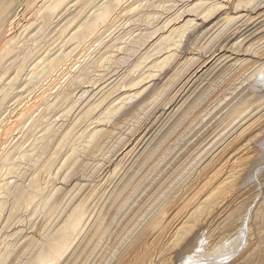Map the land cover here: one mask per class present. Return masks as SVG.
I'll return each mask as SVG.
<instances>
[{
	"label": "rangeland",
	"instance_id": "rangeland-1",
	"mask_svg": "<svg viewBox=\"0 0 264 264\" xmlns=\"http://www.w3.org/2000/svg\"><path fill=\"white\" fill-rule=\"evenodd\" d=\"M24 1L15 0L11 5V13H18L19 22L10 32V51L0 53V139L2 128L30 107L20 125L11 129L7 139L0 140V203H4L0 212V249L15 245V261L28 258L23 257L25 244L28 246L30 240L39 237L46 221L32 214L33 204L25 208L24 200L39 190L41 197L57 193L65 198L64 202L67 200L68 206L73 200L74 205L86 197L93 216L100 213L113 218L107 217L105 221L101 215L102 225H109L108 232L119 233L123 229L124 240L129 241L135 234L131 229L138 230L144 222L142 218L152 209L148 205L154 199L160 201L165 193L181 190L210 155L211 143L217 145L216 149L232 128H225V111H229L239 94L247 91L248 83L244 80L251 71L240 66L264 49V0H254L238 9L236 5L248 0H124L111 14L112 22L100 30V38L80 47L78 35L86 23L118 0H67L49 18L43 17L38 6L20 17ZM227 16L233 20L225 25L222 20ZM187 25L191 28L185 29ZM236 47L237 51L233 50ZM71 50L67 64L70 63L68 68L73 67L64 70L63 74L69 71L63 77L65 82L62 80V85L56 86L58 90L50 91L51 96L37 107L41 104L34 103L39 87L47 82L43 76L46 70L41 68ZM84 54L86 59L75 64V59ZM237 64L239 67H231ZM241 81L245 88L232 92ZM160 91L163 92L156 105L142 113L140 108ZM133 94L138 97L121 103ZM115 107L120 109L117 114L114 112L116 115L112 111ZM260 108L257 111L262 112L264 106ZM95 131L101 132L97 133L102 140H98L102 142L101 149L87 156L85 148ZM73 149L77 170L69 173L67 166L60 170ZM81 160L84 161L77 165ZM263 162L256 168L254 181L249 183L251 193H258L255 203L264 197ZM47 164L49 174L45 173ZM8 170L11 174L6 175ZM126 181L129 182L124 184ZM137 182L142 187L131 192L130 201L121 210L117 208V201L127 191L130 193ZM5 184L6 195L2 191ZM128 185L130 189L126 188ZM132 199L139 205L131 204ZM142 211H146L145 215L137 218ZM135 218L138 225L130 228ZM246 223L244 231L251 227L255 238L253 222Z\"/></svg>",
	"mask_w": 264,
	"mask_h": 264
},
{
	"label": "bare ground",
	"instance_id": "bare-ground-1",
	"mask_svg": "<svg viewBox=\"0 0 264 264\" xmlns=\"http://www.w3.org/2000/svg\"><path fill=\"white\" fill-rule=\"evenodd\" d=\"M66 1L67 0H25L24 11L20 17H23L27 12H32L37 6V10L42 12L43 17H53ZM121 1L124 0H118V2L116 1L113 5L107 6L91 19V23H86L83 27L84 29L81 30L78 35L79 40L77 42H79V47L80 45L83 46L84 43H90V41L94 43L100 38V30L104 29L108 23L112 22L114 18L111 14L113 12L116 13L117 9L115 8L116 6L119 7ZM14 2L15 0H0V53L10 51L12 43V38H9L10 32L15 24H18V13H11L10 9ZM254 2V0H248L247 2L239 3L235 8L247 7ZM206 18L207 17L204 19ZM232 20L233 18L227 16L222 20V23L228 25ZM186 28L190 29L191 27L187 25L185 29ZM214 39L215 38L212 40L214 41ZM240 45L241 44H238L237 46ZM237 48L238 47L233 48V50L237 51ZM72 52L73 50L67 54H60L55 59L49 60L47 64L41 68L42 71L46 70L43 76H45L44 81L47 82L39 87L40 91L34 103L37 105V103L41 102V104L37 107L43 104L45 98L51 96V94H48L50 91L57 89L56 86L62 83V80L65 78L64 76L69 72L67 71V73L63 74L65 72L64 70L72 69L73 65L71 68H68L70 63L67 64L69 61L68 58L72 56ZM86 57L87 55L84 54L82 57L76 58L75 64H81V58H83L84 61ZM191 59H193V56L190 60ZM190 60L186 61L184 66H187ZM231 67H239V64L231 65ZM240 67H247V70H251L248 77L244 80L248 83L246 85L247 91L243 93L240 92L242 93L241 95L238 92L237 95H239L235 98V103L231 100L233 104L230 103L232 105L229 111H225L227 114L224 119L228 121L225 128L231 125L232 128L224 135L225 137L223 138L225 139L222 138L224 141L221 142L218 140L222 144L216 149L215 146L217 145L215 144L214 146V144H212L213 142L211 143L209 148V152H211L210 155L208 156V153L207 155L204 153L208 157L206 158L203 156L205 157L204 162L198 169H195L196 172L194 176L190 177V179L188 178V182L181 190L178 189L179 191L177 190L174 193L167 195H165V193L163 196L161 195L162 198L159 199L160 201L156 199L153 200L151 196V200L153 201L151 205L149 204L148 206L152 209L149 210V207H147L148 209L146 208L151 214L148 212L149 216H146V211L145 213L142 211L141 213L144 214L140 213V215H137L139 219H141L143 215L146 217L144 216L145 219H143L144 217L142 218V220H144V222H142L143 224L139 222L142 226L138 230H136V226L135 229H131L133 232L135 231V234L133 237L127 236L131 238L129 241L126 239L124 240L125 232L121 233L123 229L119 233L117 231L118 234L112 233L113 231L110 233L108 232L109 225L107 226L105 224L107 222L103 223L104 225L101 223L103 214L98 213L93 216L92 209L88 210V206L86 205V197L81 198V200L79 199L74 205L72 203L73 200L70 203L71 206H68L67 203L65 204L67 200L64 202L65 198H61L57 193H49L48 196L41 197L42 195L40 194L42 190H39L31 193L29 197L24 200V204L25 208L33 204L32 214L39 215L46 221L42 233L37 239H32L33 241L30 240L31 242L28 243V246L25 244L28 254H25L26 252L24 251L23 257L25 256L28 258L24 261H21L22 258L19 261H15L18 256L14 254L15 245H4L3 248L0 249V264H13L14 261L15 264L16 262L17 264H264V197L262 199L260 198L261 200L258 199V202L255 203L258 193L253 195V193H251V186H249L250 181H254L255 179L257 172L256 168L264 161V109H262V112L257 111L260 107L264 106V49L260 52L256 51L251 57V61ZM183 69L184 67H181V70ZM174 74V76L177 75V73ZM52 78L54 79L52 80ZM245 82L241 81L239 83L241 85L234 88L232 92L238 89L243 90ZM162 92L163 91H160L151 101L149 100L148 102L150 103L147 102L145 104L146 106H143L144 108H140L141 112L143 113L151 106H154L156 101L161 98ZM136 96V94L130 95L124 98L121 103L123 101L125 103V100L128 98L132 100L136 98ZM219 103H221V101ZM227 106H229V104ZM117 107H115V110H112L113 113H116V111L118 113L120 109H117ZM29 108L23 109L16 119L10 121L9 126L2 128L1 137L3 139H0L1 141L7 139L11 134V129L16 126V124L20 125L21 121L29 113ZM255 111L259 113L256 114L254 113ZM252 114L254 115L253 118H251L253 116ZM237 119L240 120L236 122ZM235 122L236 124L233 125ZM97 133L99 132L95 131L89 136L87 148H85L87 156L92 154L95 149H101H99V147L102 142L99 141L102 140L99 139L100 135ZM99 134H101V132ZM226 135H228L227 138ZM259 143H262V145ZM160 144L161 143H159V146ZM156 145L158 144L156 143ZM170 146L171 145L166 146V150L170 149ZM259 147L262 148V150H260ZM212 148L215 150L213 151ZM75 152L76 150L73 149V152L64 158L60 170L65 168V166H67L66 168L69 167V169H67L69 173H73L77 170V167H74L75 163H77L74 157ZM82 161L84 160L78 162L77 165H80ZM142 161L143 160H141V162ZM152 163L154 162H151V164ZM97 164L94 166H97ZM46 166L45 173L49 174V164ZM149 167H151V165H149ZM146 169L147 168H145V170ZM8 174H11L10 170H8L6 175ZM35 182L36 180L33 179L32 183ZM128 182L129 181H126L124 184ZM150 182H152V180ZM139 184L142 183L137 182L135 187L131 189L129 188L130 185H128V187L123 186L130 189V193L125 189L127 193H124L125 197H120L121 199L117 201V208L121 210L126 205V202L130 201V196L133 194H131V192L137 191L136 189L141 186ZM76 187L78 188L79 186ZM7 190V185H3L2 191L5 195ZM39 197L40 199L35 203V200ZM117 197H119V195ZM67 199L71 200V198L69 199L68 197ZM143 200L141 199V201ZM136 201L133 200L131 204L137 203ZM62 203L68 207L65 208V205ZM3 206L4 203L1 202L0 212L3 211ZM252 206H256L254 210H252ZM114 209L116 208L114 207ZM138 209L137 206L136 212L139 211ZM136 212L135 214H137ZM135 214L133 217H135ZM107 217L103 219L105 220ZM110 218L112 217H108L107 219ZM247 220L253 222V226L255 227V238L252 237L251 227L247 226L245 228L246 231L243 229ZM133 221V224L131 223L132 225L129 223L130 228L137 224L139 220L135 218ZM126 233L132 235L128 231ZM251 237L254 240H251ZM4 248L5 251H3ZM29 248L31 249L29 250ZM20 250L21 248L17 250L18 254L21 253ZM11 256L13 259H10Z\"/></svg>",
	"mask_w": 264,
	"mask_h": 264
}]
</instances>
